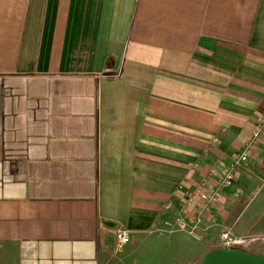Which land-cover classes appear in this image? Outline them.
Returning <instances> with one entry per match:
<instances>
[{
	"label": "crops",
	"instance_id": "0c3cea01",
	"mask_svg": "<svg viewBox=\"0 0 264 264\" xmlns=\"http://www.w3.org/2000/svg\"><path fill=\"white\" fill-rule=\"evenodd\" d=\"M262 117L264 0H0V264L263 252L264 134L221 186Z\"/></svg>",
	"mask_w": 264,
	"mask_h": 264
},
{
	"label": "rangeland",
	"instance_id": "374dc122",
	"mask_svg": "<svg viewBox=\"0 0 264 264\" xmlns=\"http://www.w3.org/2000/svg\"><path fill=\"white\" fill-rule=\"evenodd\" d=\"M175 231H177L178 234L175 235L174 241L176 242L177 246L181 247V249L178 251L179 264H198L201 254L207 251L208 247L205 244H202V242L193 244L192 239L190 238L193 236L188 233V230L183 223H179L178 228L175 229ZM115 242L116 241L113 240L111 241L113 251L111 252L112 254L110 255L109 262H107V264H129V262L130 264H143L142 259L147 254L146 250H144V247H146L148 251H151L148 252L149 257L152 255V252H154V250L155 252H158V244L153 247V244L149 246L145 244L141 249H136V246H133V243L118 246ZM165 242L170 241H163V244H165ZM216 244H219V242H217ZM133 250L135 252H133ZM248 250L254 251L255 249H253L250 245V247H248Z\"/></svg>",
	"mask_w": 264,
	"mask_h": 264
},
{
	"label": "built area",
	"instance_id": "2783aa9c",
	"mask_svg": "<svg viewBox=\"0 0 264 264\" xmlns=\"http://www.w3.org/2000/svg\"><path fill=\"white\" fill-rule=\"evenodd\" d=\"M264 134V117H262L251 129L250 134L248 136L247 142L243 150L236 156L235 160L229 167H223L221 169V186H228L234 181L235 174V166L236 164L243 162L247 159V155L249 150L254 147L257 142L261 139ZM217 191H212L207 197V203L205 206H208L209 203H213L216 200ZM110 231L113 234L114 240L117 245H124L130 242L131 236L129 231L122 226H114L110 228ZM190 235H194L193 229L189 231ZM221 243L220 245H228V246H237L244 249H248V240L245 238L237 237L230 232L226 231L221 233L220 235Z\"/></svg>",
	"mask_w": 264,
	"mask_h": 264
},
{
	"label": "water",
	"instance_id": "95a60500",
	"mask_svg": "<svg viewBox=\"0 0 264 264\" xmlns=\"http://www.w3.org/2000/svg\"><path fill=\"white\" fill-rule=\"evenodd\" d=\"M198 264H264V251L254 252L237 246L219 245L205 251Z\"/></svg>",
	"mask_w": 264,
	"mask_h": 264
}]
</instances>
